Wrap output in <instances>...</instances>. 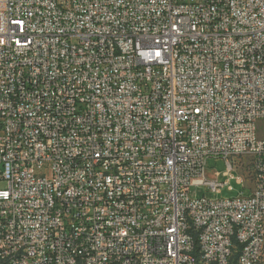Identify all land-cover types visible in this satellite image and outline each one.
Here are the masks:
<instances>
[{"label":"built area","instance_id":"obj_1","mask_svg":"<svg viewBox=\"0 0 264 264\" xmlns=\"http://www.w3.org/2000/svg\"><path fill=\"white\" fill-rule=\"evenodd\" d=\"M0 182V264H259L264 0H0Z\"/></svg>","mask_w":264,"mask_h":264},{"label":"rangeland","instance_id":"obj_2","mask_svg":"<svg viewBox=\"0 0 264 264\" xmlns=\"http://www.w3.org/2000/svg\"><path fill=\"white\" fill-rule=\"evenodd\" d=\"M232 163L234 164L235 170L233 175L235 176V180L231 181V186L233 187V191H230L227 187L223 190L221 194H217L215 192H211L207 187H193L191 189L192 195L196 197H206L208 199H223V198H236L241 194H248L249 190L244 186L238 183L237 178L242 177L245 183L253 187V182L255 178V169L254 162L252 158H234L232 159ZM228 171V165L224 160L220 159H210L208 161V168L206 171V175L208 180L211 181H225L228 178L224 175ZM218 174H221L222 177H218ZM7 188L6 182H0V190H4ZM259 264H264V257L262 258Z\"/></svg>","mask_w":264,"mask_h":264}]
</instances>
